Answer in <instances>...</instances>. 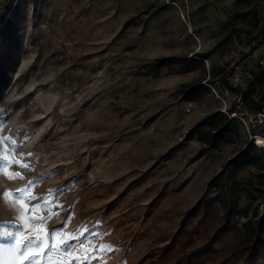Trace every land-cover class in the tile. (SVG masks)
I'll return each mask as SVG.
<instances>
[{
	"label": "rangeland",
	"instance_id": "374dc122",
	"mask_svg": "<svg viewBox=\"0 0 264 264\" xmlns=\"http://www.w3.org/2000/svg\"><path fill=\"white\" fill-rule=\"evenodd\" d=\"M250 6L264 16V0H0V52L9 44L18 52L0 102V136L11 137L18 146L12 155L29 165L21 170L0 160V224L38 234L39 222L17 220L20 207L3 193L39 181L30 191L41 198L63 186L52 198L59 214L44 230L80 229L85 243L99 239L92 232L102 234L112 251L100 264H136L164 246L179 214L214 198L206 182L248 139L244 129L233 144L200 154L187 131L224 105L241 107L239 89L264 56V39L257 42L232 16ZM170 55L186 60L154 75L142 66ZM196 81L208 90L197 101L182 99L180 85ZM252 144L264 155V139ZM255 172L248 167L236 180L248 186ZM259 203L241 195L237 206L249 215L255 205L260 212ZM234 241L230 231L215 248L230 249ZM252 264H264V252Z\"/></svg>",
	"mask_w": 264,
	"mask_h": 264
},
{
	"label": "trees",
	"instance_id": "16d2710c",
	"mask_svg": "<svg viewBox=\"0 0 264 264\" xmlns=\"http://www.w3.org/2000/svg\"><path fill=\"white\" fill-rule=\"evenodd\" d=\"M232 16L245 24L248 28L246 32H254L257 42L264 39V16L259 17L255 6L234 12ZM197 56L204 57V54L198 53ZM261 59H264V56L257 61L256 69L244 87L239 89V110L231 107L227 108L226 113L219 109L213 110L200 117L187 131V136L194 137L200 145V154L216 149L222 144H233L242 133L244 136L247 134L248 139L243 147L235 151L222 165L221 170L206 182L205 193L215 191L214 198H202L179 214L175 231L167 243L142 257L136 264H235L238 257L242 259L243 264H252L257 256L264 252V190H260L264 187V155L261 151L263 148L252 144L255 136L264 139L260 134L264 121L249 127L245 134L239 119L229 116L230 111L249 115L264 111V62L260 63ZM184 60L186 57L159 56L142 66L146 72L154 75L161 69H171ZM17 61L18 52L13 45L9 44L0 52V102ZM207 90L201 81H196L181 84L179 94L186 101H197ZM171 154L172 150L169 149L164 156ZM248 167L254 168L256 172L253 174V183L245 186L236 180V177ZM225 181L229 182L226 193L222 192ZM241 195L249 201L260 198V212L257 205L249 215L244 209L238 208L237 203ZM236 216L243 218L238 226L231 223V219ZM230 231L234 233L235 238L232 247L216 249L215 245Z\"/></svg>",
	"mask_w": 264,
	"mask_h": 264
},
{
	"label": "snow or ice",
	"instance_id": "6c2138e0",
	"mask_svg": "<svg viewBox=\"0 0 264 264\" xmlns=\"http://www.w3.org/2000/svg\"><path fill=\"white\" fill-rule=\"evenodd\" d=\"M15 141L8 136H0V160L7 161L12 165L18 166L21 170H26L29 165L21 163L23 157L12 155L17 149ZM8 179H22L19 172H4ZM49 174L39 179L48 178ZM39 181H29L27 185L17 190V194L4 192L3 198L12 196V202L20 207V215L17 220H27L28 223L39 222L36 229L37 235L24 236V224L5 222L0 224V264H100V260L105 257V253L112 251L111 246L102 242V234L92 232L93 237L99 238L93 241L91 237L85 243L80 239L83 232L80 229L72 233L64 234L63 228L44 230V224L47 220L59 213L54 212V208H60L61 205L53 204L52 198L63 192V186L60 189L50 190L49 196L43 198L35 196L31 187ZM34 199H42V203L31 205ZM48 212V216L27 215V213ZM83 231H89L85 226ZM79 245V247L77 246ZM76 248L73 253L72 249Z\"/></svg>",
	"mask_w": 264,
	"mask_h": 264
},
{
	"label": "built area",
	"instance_id": "2783aa9c",
	"mask_svg": "<svg viewBox=\"0 0 264 264\" xmlns=\"http://www.w3.org/2000/svg\"><path fill=\"white\" fill-rule=\"evenodd\" d=\"M260 63H263L264 62V59H261L259 61ZM232 76H233V79L235 81H237L239 79V74L237 72H232ZM223 101V100H222ZM224 103V102H223ZM228 107H225V105L220 108L219 110H221L222 112L226 113V110H227ZM229 116H235L239 119V121L242 123L245 131H248V128L249 127H252L256 124H260L264 121V111L262 113H256L254 115H249V114H245L243 112H234V111H230L229 112ZM252 119V120H251ZM247 120V123L246 125L244 124V121L246 122ZM256 137V136H255ZM254 137V138H255Z\"/></svg>",
	"mask_w": 264,
	"mask_h": 264
},
{
	"label": "bare ground",
	"instance_id": "6f19581e",
	"mask_svg": "<svg viewBox=\"0 0 264 264\" xmlns=\"http://www.w3.org/2000/svg\"><path fill=\"white\" fill-rule=\"evenodd\" d=\"M256 137H257V136H256ZM256 137H255V138H256ZM262 143H263V142H262Z\"/></svg>",
	"mask_w": 264,
	"mask_h": 264
}]
</instances>
